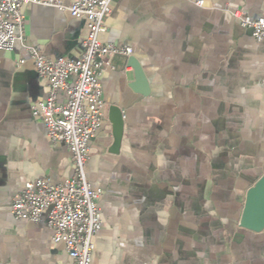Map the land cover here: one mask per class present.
Listing matches in <instances>:
<instances>
[{
  "label": "crops",
  "instance_id": "1",
  "mask_svg": "<svg viewBox=\"0 0 264 264\" xmlns=\"http://www.w3.org/2000/svg\"><path fill=\"white\" fill-rule=\"evenodd\" d=\"M239 8L264 16V0L111 1L99 38L132 48L148 94L131 87L126 57H105V118L86 164L103 219L91 264H264V228L239 225L264 173V38L232 16ZM23 13L44 55H80L85 18L38 4ZM47 91L19 43L0 50V264H72L46 215L34 223L10 211L25 182L72 174L70 151L32 110ZM110 105L124 116L116 152Z\"/></svg>",
  "mask_w": 264,
  "mask_h": 264
},
{
  "label": "built area",
  "instance_id": "2",
  "mask_svg": "<svg viewBox=\"0 0 264 264\" xmlns=\"http://www.w3.org/2000/svg\"><path fill=\"white\" fill-rule=\"evenodd\" d=\"M111 1L0 0V50L11 51L19 43L39 77L47 82V95L34 103L32 110L42 118L47 138L66 145L72 164V174L58 183L46 178L25 182L10 211L16 219L34 223L46 215L52 242L63 244L72 264H91L93 238L103 224L98 206L101 192L91 186L86 173L90 142L105 118L100 68L107 56L133 55L130 46L102 42L99 38L106 30ZM33 4L53 6L87 20L77 58H52L28 42L23 7ZM232 16L249 28L257 40L264 38V16L253 17L243 8L236 9ZM59 93L65 97L62 103L57 101Z\"/></svg>",
  "mask_w": 264,
  "mask_h": 264
},
{
  "label": "water",
  "instance_id": "3",
  "mask_svg": "<svg viewBox=\"0 0 264 264\" xmlns=\"http://www.w3.org/2000/svg\"><path fill=\"white\" fill-rule=\"evenodd\" d=\"M126 65L133 70L134 79L131 82V87L139 90L143 95L148 94L147 78L140 60L135 56H129L127 57ZM109 120L112 124L113 134L111 150L116 152L121 143L124 128V116L119 106H109ZM239 225L253 231H259L264 228V173L246 192Z\"/></svg>",
  "mask_w": 264,
  "mask_h": 264
}]
</instances>
